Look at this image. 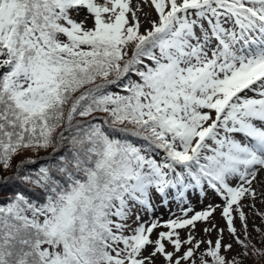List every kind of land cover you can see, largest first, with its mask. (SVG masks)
<instances>
[{
    "label": "snow or ice",
    "instance_id": "snow-or-ice-1",
    "mask_svg": "<svg viewBox=\"0 0 264 264\" xmlns=\"http://www.w3.org/2000/svg\"><path fill=\"white\" fill-rule=\"evenodd\" d=\"M130 2L0 0V168L24 150L58 153L71 133L69 154L55 163L23 174L35 161L16 166L15 178L39 187L43 201L22 192L4 197L0 264H152L157 254L168 264H244L264 257V248L237 234L233 215L247 238L242 200L258 195L252 184L264 172V0H144L157 18L143 31L139 5ZM81 8L88 15L77 20ZM190 181L206 183L223 204L190 217L192 209L184 210L155 239L156 221L130 229L136 204L151 209V189L165 194ZM217 208L242 250L229 258L232 244L211 224L204 231L220 236L197 258L205 241L191 233L182 240L177 230L210 222Z\"/></svg>",
    "mask_w": 264,
    "mask_h": 264
},
{
    "label": "rangeland",
    "instance_id": "rangeland-1",
    "mask_svg": "<svg viewBox=\"0 0 264 264\" xmlns=\"http://www.w3.org/2000/svg\"><path fill=\"white\" fill-rule=\"evenodd\" d=\"M103 2V0H100ZM139 5V10L137 11V16L139 17L142 27L141 31L150 27L149 21L157 18V14L154 10V7L150 5V3H145L144 0H131L130 6L135 10ZM87 14L86 9H80V15L74 16L77 20H82ZM129 18L131 19V14L129 13ZM88 27H92L93 19L89 16L86 21ZM251 95V93H249ZM83 119L78 117L77 120ZM75 121V120H74ZM75 123V122H73ZM64 125L63 128H65ZM61 130L58 129L57 132ZM111 131V129H107ZM70 136L71 133L69 132ZM117 135V133H115ZM67 135V134H66ZM118 136V135H117ZM64 141H69V138H66ZM35 151L32 149L24 150L20 155H17L16 158H23L24 156H29L34 154ZM5 171V169L2 168ZM257 181H253L252 187L256 190L258 195L253 198L251 196L242 200V203L245 205L243 211L247 217V232L248 237L246 238L244 235V230L242 227L243 222L240 221L238 215L234 213V225L237 229V234L241 239H245V242L251 240L252 242H263L264 243V216H261L260 213H264V172L258 175ZM193 186L187 189H181L180 193H177L176 196L174 193H169L166 197L162 198V194L158 193L154 188L150 190V203L152 205L151 209H148L145 206L136 204L133 209V214L130 219L126 222L130 229H134L138 226L139 223H144L146 226H150L151 222H158V227L153 230L151 234V238H157L159 232L168 231L169 229L165 227L166 221L171 219H176L178 217H182L184 215V210L189 208L192 209L191 212H188V216L190 217L197 211L205 210L209 205H222L223 200L220 196H218L214 190H210L207 184L203 185V188L196 187L194 181H190ZM233 184L236 183L235 180L232 181ZM183 193V195H181ZM167 198V199H166ZM166 199V200H165ZM165 200V201H163ZM252 204L255 207H248L247 205ZM221 208H217L213 213L210 222L198 221L196 222L195 228H185L178 229L180 233V237L182 240H186L189 233H191L196 240L205 241V243L201 244L200 250L197 251L196 257H199L201 251L208 247L207 241L212 240L215 241L220 233L217 230H212L211 232H205L204 228L210 227L211 224H215L218 229H223V243H231L233 248L231 252L225 253L229 258L235 255L236 253L241 252V246L236 243L233 236L228 232L226 220L221 215ZM139 215V221L136 220V216ZM126 230L125 234H131V231ZM257 229L259 231H257ZM166 247L168 251H173V246L165 241ZM122 246V245H121ZM191 245H185L182 248L189 247ZM258 248H262L256 245ZM264 246V245H263ZM152 251V247L149 246L147 250L144 252V255H148ZM182 254V253H181ZM179 255V254H178ZM152 264H168V262L164 259L163 255L157 254L152 261Z\"/></svg>",
    "mask_w": 264,
    "mask_h": 264
},
{
    "label": "trees",
    "instance_id": "trees-1",
    "mask_svg": "<svg viewBox=\"0 0 264 264\" xmlns=\"http://www.w3.org/2000/svg\"><path fill=\"white\" fill-rule=\"evenodd\" d=\"M132 79H137V77L133 75ZM108 90L111 92H120L121 94H126V93H123L121 88L116 87V86H110ZM93 115L97 117H103L106 114L105 113H94ZM77 118L78 117H76V120ZM94 122H101V121L97 120ZM63 127L64 125L61 126V130H59L57 133L62 131L64 129ZM105 128L107 130V125H105ZM117 135L122 136V134L120 133H117ZM65 137L69 138V141L62 142V146L60 147V151L58 153H53L52 147H49L47 149H40L38 151H35L34 154L29 155V156H24L23 158H16L15 156L13 160L11 161L12 166L8 169H5V171L2 170V168H0V203L5 202L4 197L15 194L16 192H22L24 195L29 197L31 200L43 201V192L39 187L32 185V184L22 183L21 181L15 178V174L17 172L16 166L20 163L22 159L27 160L28 158H31L32 160L35 161V163L33 164L26 163L23 166V168L21 169V173L23 174V173H28V172L34 173L38 171V169L41 166H49L55 163V160L59 155H68L70 152L71 142H70L69 132H65ZM130 139L135 140V138H130ZM156 158L162 159V154L157 155ZM9 177H11L12 179H6ZM252 244H255V245H258L264 248L263 242H260V243L252 242ZM244 264H264V257L251 256L245 259Z\"/></svg>",
    "mask_w": 264,
    "mask_h": 264
}]
</instances>
